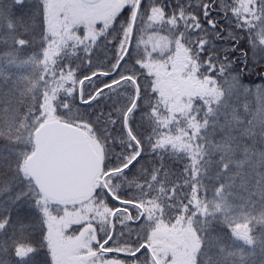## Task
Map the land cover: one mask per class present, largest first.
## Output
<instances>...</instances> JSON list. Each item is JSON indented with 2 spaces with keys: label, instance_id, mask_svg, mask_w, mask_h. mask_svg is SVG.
<instances>
[{
  "label": "snow or ice",
  "instance_id": "obj_1",
  "mask_svg": "<svg viewBox=\"0 0 264 264\" xmlns=\"http://www.w3.org/2000/svg\"><path fill=\"white\" fill-rule=\"evenodd\" d=\"M0 264H264V0H0Z\"/></svg>",
  "mask_w": 264,
  "mask_h": 264
}]
</instances>
